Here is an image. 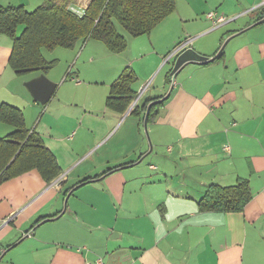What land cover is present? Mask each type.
Masks as SVG:
<instances>
[{
    "label": "crops",
    "instance_id": "1",
    "mask_svg": "<svg viewBox=\"0 0 264 264\" xmlns=\"http://www.w3.org/2000/svg\"><path fill=\"white\" fill-rule=\"evenodd\" d=\"M43 1L0 0V6L33 10ZM262 8V0H175L148 34L125 37L121 52L91 38L51 59L42 52L54 61L45 75L57 84L45 104L25 86L42 73H15L12 41L0 34V105L21 110L25 128L61 168L57 183H46L35 168L0 182V264H83L97 257L105 264H264V21L256 23ZM209 12L227 21L214 25ZM182 36L208 57L229 39L222 56L185 64L172 83L174 59L167 56ZM62 55L78 62L57 82L52 68ZM147 56L155 61L144 73ZM125 67L135 74V96L120 112L105 101ZM166 94L147 122L148 138L146 110L140 116L131 109ZM13 130L0 120V138ZM239 179L252 192L241 211L200 209L210 185Z\"/></svg>",
    "mask_w": 264,
    "mask_h": 264
},
{
    "label": "trees",
    "instance_id": "2",
    "mask_svg": "<svg viewBox=\"0 0 264 264\" xmlns=\"http://www.w3.org/2000/svg\"><path fill=\"white\" fill-rule=\"evenodd\" d=\"M73 1L44 0L33 10L22 5L0 6V34L7 35L12 41L9 65L15 73L40 71L45 74L54 61H47L42 49H74L89 38L102 42L111 52H121L127 41L117 30V25L131 36L148 34L175 9V0H89L84 14L77 15L68 8ZM260 14L258 19L264 17V8ZM134 80L133 70L125 67L110 85L106 107L125 111L135 96L131 87ZM161 97L136 104L131 112L141 116L150 101ZM161 104L162 101L155 102L150 107L147 122ZM0 120L14 127L13 132L0 138V182L33 168L46 183L60 176L61 168L55 155L42 143L39 135L25 128L20 109L2 103ZM111 171L113 168L107 169L104 175ZM90 179L79 180L66 192ZM251 197L247 180L239 179L234 185H210L199 206L201 210L241 211Z\"/></svg>",
    "mask_w": 264,
    "mask_h": 264
},
{
    "label": "water",
    "instance_id": "3",
    "mask_svg": "<svg viewBox=\"0 0 264 264\" xmlns=\"http://www.w3.org/2000/svg\"><path fill=\"white\" fill-rule=\"evenodd\" d=\"M264 21V17L257 20L256 23H261ZM229 38H227L226 40H224V42L222 43V45L220 46V48L218 49V51L211 57H208L206 55H202L197 53L195 50H193L191 47H187L185 49H183L182 51H180L174 59L173 62V67L171 69V75H175L185 64L187 63H199V64H203V63H207L209 61H213L214 59H216L221 51H223V48L225 46V44L227 43ZM56 83L51 81L45 74H40L39 76L25 82V86L27 87V89L29 90L32 98L39 102L40 104H45L51 97V95L53 94L55 88H56ZM168 94H166L165 96H163L162 98H159L157 100L151 101L148 103L146 111H145V115H144V121H143V127H144V131L147 134V116L150 110V107L155 103V102H160L163 99H165L167 97ZM148 136V134H147ZM110 173V172H108ZM66 200H67V196L64 199V208L66 206ZM62 210V211H63ZM62 214V212H60L58 215L54 216V217H46L44 219H42L40 222H46L48 220H53L58 218L60 215ZM17 244V242H15L12 245ZM11 247V246H10ZM9 248V247H8ZM2 257V254L0 256V258Z\"/></svg>",
    "mask_w": 264,
    "mask_h": 264
},
{
    "label": "rangeland",
    "instance_id": "4",
    "mask_svg": "<svg viewBox=\"0 0 264 264\" xmlns=\"http://www.w3.org/2000/svg\"><path fill=\"white\" fill-rule=\"evenodd\" d=\"M73 2L74 3L77 2V4L85 6L86 4H88L89 0H74ZM74 3H70V4L72 5ZM68 8H69V6H68ZM174 15L177 16L176 12L172 14V16H174ZM186 26H187V24H186ZM116 27H117V30L124 37H127V38L129 37V34L124 29H122V27H120L119 25H117ZM146 38L147 37H142V40H146ZM186 38H189V37L182 36V38L180 40H178V43L175 44V46L173 48L175 49L178 46V44L182 43ZM137 40H141V38H138ZM98 44H101V43H98ZM171 47H170V49L172 50L173 48H171ZM56 50L64 51L66 49H62L61 47H59L58 49H55L54 51L48 50V49H43L42 52H43L44 56L46 55L45 58L51 59V58H54L55 56H57ZM142 51H145V48L143 49V47H142ZM64 52H69V51H64ZM73 58H74V56L72 57L71 55H70V57H68V56L66 57L65 55L59 56V59H58L57 63H55L56 65L52 68V73H57V76H54L52 74V77H53L52 79H55L57 82H59L60 81V77L58 75L59 73L63 72L64 70L66 71L67 69L72 68L73 66H76L78 60H77V58H75V59H73ZM144 61H146L147 64L143 65L144 62L142 61L141 65H142V68H143V72L145 73V72H147V68L151 69L153 67V63L155 61V58L153 56H150V57L147 56V57L144 58ZM75 62H76V64L74 65ZM169 67H170V64H166L165 65L166 70H163V71H161V73H159V75L155 78V83L159 82V80L161 79V76L163 75L162 72H166ZM158 70H159V65L155 68V70L153 71L152 75L148 78L149 80L146 79V80L143 81V84H142L143 86H141V88L144 87V86H145V88H147L148 84H150L151 80L157 74ZM51 81L55 82L54 80H51ZM137 94L139 95V93H137ZM148 138H149V134H148ZM175 174H176V176H178V171H175ZM17 250H18L17 248H13L11 251L10 250L9 251L12 252L13 254H15L17 252Z\"/></svg>",
    "mask_w": 264,
    "mask_h": 264
},
{
    "label": "built area",
    "instance_id": "5",
    "mask_svg": "<svg viewBox=\"0 0 264 264\" xmlns=\"http://www.w3.org/2000/svg\"><path fill=\"white\" fill-rule=\"evenodd\" d=\"M262 4H264V0H262ZM84 7L80 4L74 3L71 6H69L70 11L77 15H83L84 14ZM207 16L213 20L214 25L223 23L227 21V18L222 15H216L215 12H209ZM192 42V38H186L182 43L178 44V46L167 56V59L169 58H175V56L182 51L183 49L187 48L188 45ZM172 83H174L173 75H171ZM223 149L225 151L229 150L228 146H224ZM16 216V212L8 216L6 219L3 220V224H7L10 222L14 217ZM83 264H105L101 257H97L94 262L85 261Z\"/></svg>",
    "mask_w": 264,
    "mask_h": 264
},
{
    "label": "bare ground",
    "instance_id": "6",
    "mask_svg": "<svg viewBox=\"0 0 264 264\" xmlns=\"http://www.w3.org/2000/svg\"><path fill=\"white\" fill-rule=\"evenodd\" d=\"M84 11H85V10H84ZM173 59H175V58H173ZM58 180H59V178H58V179L56 178L54 182L57 183ZM27 234H29V233H27Z\"/></svg>",
    "mask_w": 264,
    "mask_h": 264
}]
</instances>
